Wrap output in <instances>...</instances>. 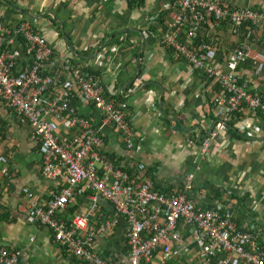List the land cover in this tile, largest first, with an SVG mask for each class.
I'll use <instances>...</instances> for the list:
<instances>
[{
	"label": "crops",
	"instance_id": "obj_1",
	"mask_svg": "<svg viewBox=\"0 0 264 264\" xmlns=\"http://www.w3.org/2000/svg\"><path fill=\"white\" fill-rule=\"evenodd\" d=\"M223 1L264 11V0ZM171 10V0H0L1 21L16 27L27 20L46 38L53 49L46 69L68 78L66 62L72 60L98 76L105 94L126 104L135 147L128 149L113 127L104 128V152L117 165L168 193L181 191L185 177L194 173L189 197L196 205L230 209L239 228L261 230L259 242L264 245V116L245 107L235 111L227 133L201 153V138L214 122L212 100L218 89L164 42ZM199 34L215 39L216 65L223 69L229 68L240 45L264 53V31L252 24L237 28L208 17ZM6 42L0 37L2 46ZM14 46L22 51L20 66L30 64L33 55L24 40L15 37ZM233 70L247 81L249 91H264V72L257 73L252 59ZM75 92L83 114L101 124L102 114L82 99L79 86ZM32 132V125L16 112L0 107V153L7 156L9 169V175L4 174L0 164V247L19 249L21 264H87L67 253L30 213L24 187L40 203L61 187L59 180L43 174ZM137 163H144L145 169H134ZM101 204L98 214L104 217H93V228L116 217L109 203ZM87 208L82 192L64 216ZM126 228L120 216L110 233L95 237L100 253L117 264H130ZM159 257L157 253L155 263ZM166 264H216V259L205 257L194 244Z\"/></svg>",
	"mask_w": 264,
	"mask_h": 264
},
{
	"label": "built area",
	"instance_id": "obj_2",
	"mask_svg": "<svg viewBox=\"0 0 264 264\" xmlns=\"http://www.w3.org/2000/svg\"><path fill=\"white\" fill-rule=\"evenodd\" d=\"M171 3L164 42L218 89L212 100L213 125L200 141V151L205 154L214 140L227 133L235 111L245 107L264 116V91H249L247 81L233 70L252 59L257 73L264 72V53L255 52L251 45H240L228 62L229 68L223 69L216 65L215 39L201 37L200 30L212 17L237 28L248 23L264 31V11L223 0ZM17 36L33 55L32 62L23 67L22 51L14 46ZM0 37L7 39L6 45L0 44V107L13 110L32 125L42 172L61 183L59 191L43 203L29 188L24 187L23 192L28 195L33 219L46 225L67 253L87 264H117L100 253L95 237L97 233H110L123 216L130 264H166L194 244L205 257L216 259V264H264L260 229L239 228L230 209L201 208L189 197L194 173L185 177L181 191H159L151 180L133 177L104 152L106 126L118 132L128 149L135 147V140L126 104L105 94L97 75L69 59L68 78L46 69L53 49L27 20H21L16 27L0 20ZM75 86L80 87L82 99L93 103L102 114L101 124L83 114ZM7 162V156L0 153L2 172L9 175ZM134 169L144 170L145 164L137 163ZM82 192L88 208L65 217L71 201ZM102 201L111 205L117 218L108 217L93 228V217H104L98 214ZM157 253L160 257L155 263ZM20 255L19 249L1 246L0 264H21Z\"/></svg>",
	"mask_w": 264,
	"mask_h": 264
}]
</instances>
